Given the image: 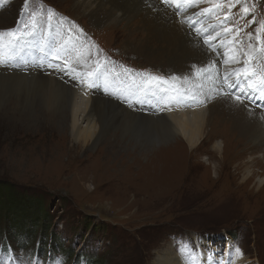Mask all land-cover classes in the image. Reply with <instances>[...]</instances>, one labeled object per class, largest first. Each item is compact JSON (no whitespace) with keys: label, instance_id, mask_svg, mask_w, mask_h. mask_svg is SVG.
<instances>
[{"label":"rangeland","instance_id":"obj_1","mask_svg":"<svg viewBox=\"0 0 264 264\" xmlns=\"http://www.w3.org/2000/svg\"><path fill=\"white\" fill-rule=\"evenodd\" d=\"M74 3L0 0V31L17 29L16 35L24 34L15 59L0 64V71L52 75L73 85L62 71L50 70L40 62L35 66L25 62L28 46L34 54L45 51L44 46L34 49L37 33L49 39L63 29V42L68 43L66 60L78 58L79 63L88 64L83 80L91 78L90 95L96 93L130 111L158 118L155 104L145 99L151 83L168 84L184 96L202 98L198 102L208 107L234 95H241L247 103H264V88L259 87L264 78V51L257 39L259 35L264 40V32L257 33L264 22V0H193L190 5L180 0L179 6L172 0H139L145 10H153L166 23L171 21L166 13H172L183 29L194 33L199 44L201 40L215 53L202 68L193 57L187 62L171 60L176 52L182 59L178 41L172 39L170 47L164 39L155 38L142 26L139 16L122 20L123 9H127L122 0L112 2L121 11L120 17L108 22L104 15L105 23ZM244 7L251 10L248 15L243 14ZM206 8L211 11L203 12ZM252 20L255 23H250ZM197 27L202 28V37ZM220 32L219 49L212 42L205 43L210 34ZM4 39L6 43L7 34ZM76 42L79 45H73ZM224 42L240 52L234 70ZM85 45L83 56L80 53ZM190 53L194 56L193 50ZM253 58L256 71L250 65ZM216 64L220 69L213 75ZM239 69L252 74L251 82L258 85L255 90L247 88V81L229 88L230 83L235 84ZM76 70L70 76L77 74ZM13 83L23 85L21 81ZM241 87L245 94H241ZM225 111L214 112L208 119L205 138L197 149H191L178 135L170 136V128L160 126L155 119L139 115L124 121L134 127L135 136L120 130L127 134L119 138L126 149L119 148V154H114L116 149L107 151V157L102 158L101 146L76 147L58 124L37 129L14 116L13 110L12 114L0 113V180L12 184V191L19 196L36 198V206L49 210L54 222V232L40 241L39 233L22 239L35 230L27 219L35 217V209L15 215L23 223L21 234L7 233L6 223L0 219V264H158L161 249L170 246L181 253L190 245L201 261L206 257L219 261L224 256L227 264H233L232 251L239 250L240 264H264V143L230 131L232 119ZM219 141L223 142L222 151L214 148ZM168 146L181 147L183 156L169 152ZM168 152L176 157L168 158ZM125 155L130 158L122 160ZM50 237L56 242L51 244Z\"/></svg>","mask_w":264,"mask_h":264},{"label":"bare ground","instance_id":"obj_2","mask_svg":"<svg viewBox=\"0 0 264 264\" xmlns=\"http://www.w3.org/2000/svg\"><path fill=\"white\" fill-rule=\"evenodd\" d=\"M75 1L76 3L74 4L77 5L78 7H81L84 10H89V13L92 15L99 16L100 18L98 19V22L100 23H105L104 15H107L106 18L109 20L108 22H110V20L113 22L120 17L119 13L121 11H117L116 6L112 4L114 0H75ZM122 1L123 4L127 5V9H123L122 20H126L128 18L133 19L134 16H139L143 22L142 26H144L149 32H151L155 38L162 40L164 39L163 41L166 42V44L169 45L170 47L174 42L173 40L178 41L177 43L181 49L180 53H182L181 55L182 59H180V57L176 54L177 53L176 52L174 53V55L172 54L173 56L171 60L179 59L180 62L181 61L187 62L189 59L191 60L193 57L195 58V60L192 61H195L196 65L197 64L201 65L200 68H202L206 64H208V60H211L210 57L215 56V53H210V51L204 45L201 44L202 42L201 40H200V44L198 43L199 40L192 31H190L189 29L187 30L183 29L172 13L169 12L166 13L168 20H171L170 22L166 23V20L163 21L160 15L153 14V10L151 9L145 10L142 4L139 3V0H122ZM142 8L145 11H148L149 13H147L146 15L142 11ZM157 17L160 18L159 21L161 23L157 21L158 19ZM226 22L227 21L225 20V23ZM197 29L199 36L202 37L203 36L202 28L197 27ZM65 32L63 31V29L57 30L54 37L50 36L49 39H44V33H37L35 37H37L38 46H44L45 51L38 50L39 53L36 54V57L44 65H47L48 69L54 71L55 70L62 71V73L66 75L67 79L72 80L73 85L71 84L69 85L67 82L52 75H47V76L43 74L26 75L21 72H17V73L12 72L11 74V73H5L4 71L1 70L0 71V81H1L0 82V113L7 114L11 110H13L14 116L17 117L20 116L21 118L24 119V122H27L30 126H33V128H37V129L40 126L42 127V125L47 126L49 123L58 124L61 127L60 130L62 131L64 136H66V138L68 137L72 139L75 142L76 147L87 146L90 148H94L97 146H101L100 148L101 158L102 156L107 157V154L105 153L107 151L116 149L114 154L115 153L119 154L118 152L120 149H126L125 146L119 141V138H122V135L123 137L127 135L122 133H125V130L126 132L134 134V136L137 133H135V129L132 125L130 124L126 125V122L124 121H129L134 117L137 118L139 115L141 117L142 116L150 117L151 120L155 119L156 123L158 121L161 124L160 126H164L167 129L170 128L169 129L171 133L170 136L178 135V137L180 136L181 138H183V140L186 142V145L189 144L191 149H197L201 145L203 139L205 138L206 128L208 129L209 127L208 124L210 117L215 114L214 112L221 111L222 109L225 108L227 110L225 112L227 113L228 117L230 116L232 119V123H229L228 125L229 128H231L230 131L232 132L234 130L239 131L241 135L243 134L250 135L256 138L259 141V144L264 143V103H261V105H257L254 102L247 103L244 100L243 102H237L232 97H225L223 98V103L214 102L213 106L208 107L206 104H203V102H198V100H202V98H198V97L196 98L193 96H184V94H182L179 91V89L174 90L168 84L167 85L163 84L162 86H160L151 83L149 84V88H147L146 93L145 92L144 93H145L146 101L148 102L152 101L155 104V108H157L159 112L160 116L158 115L157 116L158 118H156L154 117L155 114L146 116V115H142L143 113L139 114L133 112L132 110L130 111L121 104H118L115 101L111 102L110 100H106L105 98L96 95V93L95 94L91 93L90 95L89 88L91 85V78H89L88 76L83 80L85 75L83 74L81 65L77 64L78 65L76 70L77 74L70 76V73L73 71L72 69L76 67L75 65L77 63L78 58L77 60L75 59L73 61L66 60L65 53L68 51L67 50L68 43L66 44L65 42H63ZM216 34L215 35L213 34L211 36V37H216V39L211 42L212 44H214V48L218 47L219 49L221 45V39H220L221 32L219 33V35ZM210 35L208 36V38L210 37ZM79 44H81V42ZM79 44L78 42H76L73 45L77 46ZM34 45L35 44H33V46ZM228 45H229L228 43L224 42L223 49L225 52L228 53V56L231 59V64H229L231 70H234L238 60L240 59L239 57L240 52H238L235 48L229 47ZM87 47L85 45V48L82 49L80 55L84 56V54H86ZM47 50H51L52 52H49ZM76 50H78V48ZM192 50L194 52V56H191L190 52H192ZM153 52L154 49L152 48L151 53ZM36 57L32 55L31 48L30 46H28L26 51L25 62H27L29 65L35 66L37 63ZM255 60L256 58H253L250 61V65L254 68V70H255ZM227 64L228 63H226V65ZM218 65L220 66V64H216L215 65L216 68L212 70L213 75L219 72L220 68ZM184 68L185 70H188L189 65H186ZM172 73L175 74L176 72L172 71ZM16 81L23 82V85L19 83L18 84L13 83ZM235 81L236 80L234 79V82ZM152 102L151 104L153 105ZM176 103H178L179 105L176 106L175 105ZM10 114L12 113L10 112ZM120 130L122 133L120 132ZM161 130H163V128ZM117 142H119L120 147L117 146ZM170 147L168 149L169 152L172 151L183 156V154H181L183 153L181 147L180 148L179 147L170 148ZM222 147H223V142L219 141L217 142V144H215L214 148L215 149L217 148V150L222 151L221 150ZM145 153H149V150L145 151ZM169 156L176 157L171 153L168 154V158ZM126 158H130V157L128 155H125L122 157V160H126ZM260 184H262V180L260 181ZM191 247H193V245L188 246L189 249L183 250L181 253H176L175 251H173L172 247L170 246L167 248H163L158 253L157 263L158 264H227L226 259H223L224 256H221L222 258H220L219 261L217 259L213 260L210 257H206L205 260L203 259L201 261L199 260V256L197 253L191 252ZM198 251L200 252L199 249ZM239 256L241 255L239 254V252H237V250L232 251L233 264L241 263L242 259L241 258L239 259ZM234 259H236L235 262Z\"/></svg>","mask_w":264,"mask_h":264},{"label":"trees","instance_id":"obj_3","mask_svg":"<svg viewBox=\"0 0 264 264\" xmlns=\"http://www.w3.org/2000/svg\"><path fill=\"white\" fill-rule=\"evenodd\" d=\"M12 188H14L12 184L9 182L6 183L3 179L0 180V219L2 221L1 223H6L5 227L8 231L7 233L11 234L14 232L15 234H19L20 231H22L21 226L23 223L22 221H18L15 215L24 212V209H35V211H37L35 217L27 216V219L32 222V228L35 230H31V234L27 233L25 236L22 235L23 237H21L23 240H29L39 233L40 236L37 239L40 241L44 240L48 234H51V231L54 232V230H52V226L54 225L53 216L50 211L43 206H36V198L19 196V194L12 191ZM3 207L4 211L1 212ZM50 238L51 244L56 242L53 237ZM43 245L42 243V246Z\"/></svg>","mask_w":264,"mask_h":264},{"label":"snow or ice","instance_id":"obj_4","mask_svg":"<svg viewBox=\"0 0 264 264\" xmlns=\"http://www.w3.org/2000/svg\"><path fill=\"white\" fill-rule=\"evenodd\" d=\"M172 2L177 4V6H179V4H180V0H172ZM192 2H193V0H183V3L187 4V5H190ZM235 2H239V0H235ZM216 7H221V5L217 4ZM210 11H211V9H208V8L203 10V12H205V13H208ZM250 11L251 10L248 7L243 8V14L244 15H248ZM250 23H255V21L252 20V21H250ZM17 31H18L17 29L6 30V32L0 31V64H5V63H8V62L12 61L13 59H15L17 45H19L20 41L23 39V36H24L23 33H21V35H19V36L16 35ZM225 31L230 32L232 30L231 29H225ZM237 32H239V29H237ZM260 32H264V22H262L260 28L257 29V33H260ZM6 34L8 36V40L5 43L4 37ZM248 35H249V39H251L252 33H249ZM215 39H216V37H209L205 40V43H210L211 41H213ZM257 39L260 40V43L262 45L261 51H264V40L260 39L259 35H257ZM249 47L251 48V45ZM5 49H7V55L5 54ZM235 75H236L235 84L230 83L228 85L229 88L236 87V86L242 84V82H244V81H247V88L248 89L255 90L258 87L257 84H254L251 82V75L252 74H249L244 69L237 70ZM259 87L264 88V78H262L261 81L259 82ZM240 92H241V94H245L246 89L244 87H241ZM234 99L237 102H243L241 100V95H234ZM237 252H239V250H237Z\"/></svg>","mask_w":264,"mask_h":264}]
</instances>
